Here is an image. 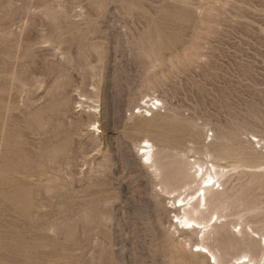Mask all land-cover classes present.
<instances>
[{"label":"rangeland","instance_id":"1","mask_svg":"<svg viewBox=\"0 0 264 264\" xmlns=\"http://www.w3.org/2000/svg\"><path fill=\"white\" fill-rule=\"evenodd\" d=\"M194 164L225 174L207 242L259 259L264 0H0V264H199L169 195Z\"/></svg>","mask_w":264,"mask_h":264},{"label":"bare ground","instance_id":"2","mask_svg":"<svg viewBox=\"0 0 264 264\" xmlns=\"http://www.w3.org/2000/svg\"><path fill=\"white\" fill-rule=\"evenodd\" d=\"M89 99L90 98L88 97H84L82 98V101L89 103ZM154 99L156 100L155 102L162 103L160 99L152 98L153 101ZM155 102H152V104H150L152 105L153 110H156L159 106V103L155 104ZM84 105L85 104L82 103L80 106H82L83 108H88V110L86 111L89 113V116H93L98 112L99 108H96L94 105ZM93 125L96 127V122H92L91 126ZM28 141L30 143V140ZM143 143L145 144L143 145ZM153 147L154 145L148 138L142 139L137 146L138 155L140 152H142L141 164L143 166L152 168L153 172L157 176L161 175L162 172L166 170V168H164L166 166L155 161L152 149ZM142 159L144 160V162L142 161ZM195 165L196 164L191 165L189 168H187V170H190V173L187 172L188 178L186 183L183 186L176 187L171 191L169 190V195H174L173 198L175 200V209L178 211L175 215L177 217V223L184 224L186 228H190L188 231H191L198 235V240L200 241L196 242L194 244V247H198L197 255L202 259V262H200L199 264H264V235L260 240L262 252L259 259H257L254 254L243 250L242 252L231 256L229 260H225L224 258L220 257L221 255H218L215 252L214 248L207 242L209 239L208 236L210 235L211 237V235L214 234H218V239H221L223 240V242H225V238L222 239L223 236L220 232H218L217 228L219 227V224L223 226L222 220L225 217L223 211L225 212L226 209H230V204L221 198L222 193L220 192V187L223 185L221 179L225 177L224 169H220L213 164L210 167L198 165V168L195 169ZM191 170L194 171L192 172ZM192 183H198V185L196 184L197 186L195 185V187H192ZM239 224L241 225V223L234 225L228 224V226L234 228V230L229 232L230 244L238 243L239 236L243 234V229H237V226H239ZM179 227L180 226H178V230ZM253 232L255 231L253 230ZM201 235L202 237L200 239ZM186 244L187 240H185V242L183 243V246L185 248ZM202 249L207 250L211 254V256L203 252ZM205 257L209 258V260L206 261ZM212 259H214V263Z\"/></svg>","mask_w":264,"mask_h":264}]
</instances>
